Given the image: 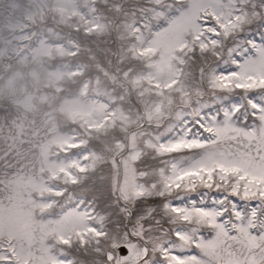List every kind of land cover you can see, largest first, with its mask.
<instances>
[{
	"label": "snow or ice",
	"instance_id": "6c2138e0",
	"mask_svg": "<svg viewBox=\"0 0 264 264\" xmlns=\"http://www.w3.org/2000/svg\"><path fill=\"white\" fill-rule=\"evenodd\" d=\"M0 264H264V0H0Z\"/></svg>",
	"mask_w": 264,
	"mask_h": 264
}]
</instances>
